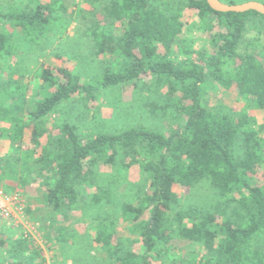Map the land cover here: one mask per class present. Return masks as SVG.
<instances>
[{
    "label": "trees",
    "instance_id": "16d2710c",
    "mask_svg": "<svg viewBox=\"0 0 264 264\" xmlns=\"http://www.w3.org/2000/svg\"><path fill=\"white\" fill-rule=\"evenodd\" d=\"M88 1L105 4L106 19L91 30L95 54L125 63L113 70L107 66L92 82L69 66H46L31 84L10 69L14 49L22 47L15 40L35 42L51 32L65 10L63 0H30L23 9H0V138L12 143L0 160L6 165L0 180L7 171L32 194L41 192L44 206L28 204L27 212L42 227L53 226L57 214L69 222L60 228L66 227L57 238L63 242L79 233L72 228L73 217L85 204L111 200L110 190L101 185L108 181L103 167L120 177L138 166L141 180L118 214L96 226L94 239L111 264H264V124L244 111L209 105L202 91L206 82H217L264 110V14L219 12L207 0ZM187 10L200 18L211 39L200 49L176 52ZM152 75L158 90L166 87V100L151 98L148 104L153 114L169 108L176 113L180 124L170 132L140 125L86 139L68 116L49 129V120L69 114L67 103L89 109L107 90L131 80L137 85ZM34 85L37 90L30 94ZM203 179L219 196L214 211H177L171 226L176 188ZM90 187L95 188L91 193ZM44 207L53 209L50 216ZM125 236L135 242L123 251ZM175 236L199 244L201 251L189 258L177 255ZM4 245L2 238L0 248ZM39 255L26 238L17 237L7 255H0V264H35Z\"/></svg>",
    "mask_w": 264,
    "mask_h": 264
},
{
    "label": "rangeland",
    "instance_id": "374dc122",
    "mask_svg": "<svg viewBox=\"0 0 264 264\" xmlns=\"http://www.w3.org/2000/svg\"><path fill=\"white\" fill-rule=\"evenodd\" d=\"M29 1L0 0V9L4 11L23 9L30 3ZM40 1L49 2L51 0ZM222 1L237 4L249 0ZM256 1L264 3V0ZM63 4L65 10L59 11L60 20L51 32L35 42L25 43L26 41L21 36L15 40V44H21L22 47L14 49L9 66L16 72L20 81L30 83L32 76L37 71L46 66L56 67L55 65H59L76 69L85 80L92 82L103 76L107 66L113 70L125 65L119 58L101 57L95 54V42L91 30L97 22L106 19L104 3L93 4L88 0H63ZM185 13V20L188 19V24L176 40L178 43L176 52L181 49H200L211 39L210 33L206 31L204 23L195 15V12L187 10ZM252 34L254 31L246 35L249 37ZM179 55L184 57L185 54ZM135 82V80H131L107 90L89 109L78 102L67 103L64 110L66 112L69 110V114L68 112L61 114L58 120L54 118L49 120V129L55 128V122H61L67 116L71 119L74 118L80 133L86 139L100 133H114L140 125L167 133L173 127H179L180 122L172 109L169 108L167 112L158 109L156 114H153L152 106L148 104L151 98L153 100L150 101L156 100L157 102L166 100V87H162V90L159 89V92L153 75L143 77L137 84L139 87L135 85ZM35 90L37 89L34 85L32 89L30 88L29 93L32 94ZM202 91L204 100L209 105L233 109L237 114L244 111L254 117L258 124H264V110L258 109L252 99L239 97L235 89L227 90L217 82L208 81L203 85ZM30 94L28 95L30 96ZM52 133L57 134L58 130L52 131ZM263 134L264 132H261V135ZM25 142L29 143L30 141L25 138ZM11 148V140L1 137L0 160L12 151ZM239 148L237 146L236 150L241 153L242 150ZM1 163L0 169L5 168V163L3 161ZM24 166L21 165V173L24 171ZM103 169L107 174L105 175L107 178H105L112 182L107 181L101 185L110 190L111 200L101 204H85L82 213L73 217L72 228L74 227L79 233L70 235L71 237L63 242L58 241L57 238L61 236L63 230H66V227L62 230L60 228L62 225L71 226L70 223L61 219L57 214L53 226L42 227L37 224L28 214L27 207L28 204L35 208L44 206L41 192L32 194V191L26 190L27 184L23 185L17 180V176L15 178L9 176L10 173L6 171L0 180V188L7 193L17 192L21 197V206L16 214L0 211V239L5 240L4 247L0 248V255H7L15 238L24 237L40 253L35 264H111V259L104 248L94 239L96 226L101 220L110 219L118 214L120 206L126 201L132 186L141 180V171L138 166H135L128 174H117L120 177H113L111 167L106 166ZM103 182V179L99 180V183ZM94 189V187H90L87 191L91 193ZM176 192L178 201L169 214V222L173 227L176 224L174 216L177 211L192 209L198 214L214 211V204L219 198L216 189L208 179H203L193 186H179L176 188ZM45 209L49 210L46 216H50L53 209L51 207ZM119 222H122L121 219ZM122 224L120 223L118 228ZM124 225L126 224L124 223ZM121 230L125 233V229ZM122 241L123 251L135 242L129 236L123 237ZM172 245L175 253L183 258H189L192 254L201 251L199 244L182 240L177 236L173 238Z\"/></svg>",
    "mask_w": 264,
    "mask_h": 264
},
{
    "label": "water",
    "instance_id": "95a60500",
    "mask_svg": "<svg viewBox=\"0 0 264 264\" xmlns=\"http://www.w3.org/2000/svg\"><path fill=\"white\" fill-rule=\"evenodd\" d=\"M211 8L219 12H246L249 10L264 14V3L256 0H249L242 3L230 4L222 0H207Z\"/></svg>",
    "mask_w": 264,
    "mask_h": 264
},
{
    "label": "built area",
    "instance_id": "2783aa9c",
    "mask_svg": "<svg viewBox=\"0 0 264 264\" xmlns=\"http://www.w3.org/2000/svg\"><path fill=\"white\" fill-rule=\"evenodd\" d=\"M21 206V197L16 193H6L0 188V211L7 214L17 213Z\"/></svg>",
    "mask_w": 264,
    "mask_h": 264
}]
</instances>
